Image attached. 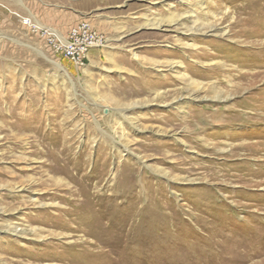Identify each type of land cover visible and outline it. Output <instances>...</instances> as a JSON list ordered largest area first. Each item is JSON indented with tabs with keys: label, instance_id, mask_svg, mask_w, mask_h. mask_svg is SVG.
Masks as SVG:
<instances>
[{
	"label": "rangeland",
	"instance_id": "1",
	"mask_svg": "<svg viewBox=\"0 0 264 264\" xmlns=\"http://www.w3.org/2000/svg\"><path fill=\"white\" fill-rule=\"evenodd\" d=\"M25 19L102 40L76 65ZM263 245L264 0H0V264Z\"/></svg>",
	"mask_w": 264,
	"mask_h": 264
},
{
	"label": "built area",
	"instance_id": "2",
	"mask_svg": "<svg viewBox=\"0 0 264 264\" xmlns=\"http://www.w3.org/2000/svg\"><path fill=\"white\" fill-rule=\"evenodd\" d=\"M24 24L42 35L56 55H61L76 65H85L90 51L100 46L102 40L89 21H81L73 26L64 38L52 29L38 27L30 19H25Z\"/></svg>",
	"mask_w": 264,
	"mask_h": 264
},
{
	"label": "bare ground",
	"instance_id": "3",
	"mask_svg": "<svg viewBox=\"0 0 264 264\" xmlns=\"http://www.w3.org/2000/svg\"><path fill=\"white\" fill-rule=\"evenodd\" d=\"M199 31H201V30H199ZM63 38V37H62ZM60 65V64H59ZM58 65V66H59ZM63 70V69H62ZM123 145V147L126 149V150H128V147L126 146V145H124V144H122ZM230 153V152H229ZM233 156V155H232ZM245 243V241H243V242H241V243H237V246H238V248H239V246L241 247L243 244ZM246 246V245H245ZM254 246V245H253ZM250 248V247H249ZM252 248V247H251ZM250 248V251L252 250ZM254 248V247H253ZM228 250V249H227ZM229 250H231V249H229ZM260 251V253L262 252V253H264V245L262 246V249L261 250H259ZM227 252V251H226ZM252 252V251H251ZM251 254H253V253H251ZM256 254V253H255ZM262 258V257H261ZM259 264H264V259H262L260 262H259Z\"/></svg>",
	"mask_w": 264,
	"mask_h": 264
}]
</instances>
